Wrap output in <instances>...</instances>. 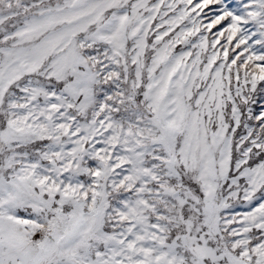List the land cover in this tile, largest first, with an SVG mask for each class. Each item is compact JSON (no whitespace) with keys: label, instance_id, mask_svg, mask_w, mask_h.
<instances>
[{"label":"snow or ice","instance_id":"obj_1","mask_svg":"<svg viewBox=\"0 0 264 264\" xmlns=\"http://www.w3.org/2000/svg\"><path fill=\"white\" fill-rule=\"evenodd\" d=\"M0 264H264V0H0Z\"/></svg>","mask_w":264,"mask_h":264}]
</instances>
